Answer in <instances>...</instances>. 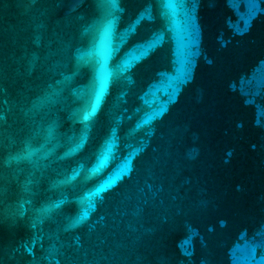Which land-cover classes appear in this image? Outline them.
I'll return each mask as SVG.
<instances>
[{
  "label": "water",
  "instance_id": "obj_1",
  "mask_svg": "<svg viewBox=\"0 0 264 264\" xmlns=\"http://www.w3.org/2000/svg\"><path fill=\"white\" fill-rule=\"evenodd\" d=\"M0 264H264V0H0Z\"/></svg>",
  "mask_w": 264,
  "mask_h": 264
}]
</instances>
